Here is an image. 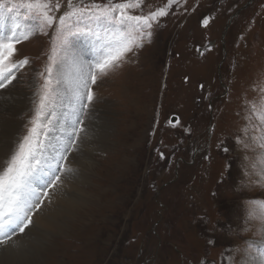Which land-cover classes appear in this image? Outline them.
<instances>
[{"label": "rangeland", "instance_id": "obj_1", "mask_svg": "<svg viewBox=\"0 0 264 264\" xmlns=\"http://www.w3.org/2000/svg\"><path fill=\"white\" fill-rule=\"evenodd\" d=\"M165 3L145 0V12ZM183 8L161 18L150 43L145 41L119 68L91 85L94 112L84 123L97 131L102 126L103 137L114 142L110 151L83 150L96 160L93 172H85L84 185L100 204L86 212L83 229L72 225L70 236L44 241L56 248L45 252L42 262L30 260L36 255L27 261L202 264L206 257L222 264V254L232 246L240 248L235 264L246 248L249 256L258 255L264 245L260 222L250 221L249 230L241 229L245 209L251 207L247 202L264 200V179L253 184L256 177L243 176L241 165L245 156L251 162L261 150H244L234 140L240 135L250 142L241 133L251 113L248 102L264 96V0H186ZM65 9L66 3L57 16ZM15 14L26 30L31 21L23 20L24 9ZM11 24L9 19L3 30ZM94 42L100 43L94 37L75 38L73 56L84 46V61L94 60ZM16 47L15 58L27 57L30 63L17 73L9 93L21 90L31 100L20 113L11 146L30 127L52 42L40 34ZM57 111L70 113L67 100ZM255 123V118L248 121V137L258 135ZM86 137L87 143L93 140L91 134Z\"/></svg>", "mask_w": 264, "mask_h": 264}, {"label": "snow or ice", "instance_id": "obj_2", "mask_svg": "<svg viewBox=\"0 0 264 264\" xmlns=\"http://www.w3.org/2000/svg\"><path fill=\"white\" fill-rule=\"evenodd\" d=\"M65 3V11L57 16ZM185 3L186 0H166L163 6H149L145 12V0H0V89H8L13 81H18L17 73L30 63L27 57L15 58L18 44L40 34L49 35L52 42L49 63L40 73L43 83L28 132L13 146L0 147V246L33 225L32 216L49 196L48 189H57L64 183L62 177L73 172L65 162L70 153L79 150L78 141L82 143V134L87 132L85 117L94 112V107L90 108L94 104L91 85L119 68L128 54L142 48L145 41L150 43L154 25L159 27L161 18L186 11ZM18 9H24V21H31L26 30L15 14ZM9 19L12 24L5 32L3 27ZM208 22L205 17L203 24ZM77 37H94L100 42L94 60L84 63L73 56L71 42ZM4 96L0 92V99ZM65 100L70 113L57 111ZM248 103L251 113L245 116L241 133L250 142L238 135L234 143L244 150H261L251 162L245 156L241 165L242 175L255 176L256 184L264 179V96ZM253 118L256 123L252 127L258 135L248 137V121ZM223 151L230 149L223 147ZM247 203L251 207L245 209L241 232L249 230L248 224L253 220L259 221L264 230V200ZM239 251V246L226 249L222 264H235ZM244 252L240 264H264V245L256 256H249L247 248ZM202 264L215 262L205 257Z\"/></svg>", "mask_w": 264, "mask_h": 264}, {"label": "bare ground", "instance_id": "obj_3", "mask_svg": "<svg viewBox=\"0 0 264 264\" xmlns=\"http://www.w3.org/2000/svg\"><path fill=\"white\" fill-rule=\"evenodd\" d=\"M84 51H86L84 46L78 47V52L75 57L77 61L86 63L83 57L87 52ZM9 87L11 88L13 85ZM9 87L3 91L5 96L0 101V142H2L0 147L3 145H12L10 137L17 133L19 129V121L21 120L20 113L22 109H24L23 111L28 110L27 108L31 100V95L27 92V94L23 93L21 90L14 89V92L9 93ZM87 130L90 131L86 132V135H82L85 138L87 134H91L93 140L89 141L88 143L84 140L82 143L78 141L80 144L79 150L70 153L68 161H66L67 164L73 169V172L64 175L62 178L64 183L59 185L57 189H48L49 196L45 198L40 210L33 214L32 220L35 224L33 223V225L25 229L23 233L17 232L16 235L12 236L7 245L0 246V264H37L31 262L30 260L42 262V260L45 258V252H52V250H55L56 248L55 246V248L52 247L50 243L43 245L44 241L50 240L51 237L58 238L70 236L69 234L73 227L72 225L80 226L79 228L83 229L84 224H86V212L91 208H97L99 206L100 203L95 196L96 194L94 195V193L90 191V188H88L89 186L86 187L84 185L85 181L87 180L83 178L86 171L93 172L94 167H96V160L94 155H91L90 151L83 150L87 147L88 149L92 148L97 151L101 147H104V149L107 151L112 148V144L114 142H112L111 138H108V136L103 137V131L105 134V130L102 126H100L98 131L94 127L90 128L87 126ZM81 147L82 150H80ZM69 176L72 177V180H68ZM49 200L51 203H49ZM80 231L81 230H79V233H81ZM76 239L78 240L77 236ZM50 246L52 249H50ZM30 255L31 257L32 255H36L38 258L33 257L30 259ZM28 258L30 259L29 261H27Z\"/></svg>", "mask_w": 264, "mask_h": 264}, {"label": "trees", "instance_id": "obj_4", "mask_svg": "<svg viewBox=\"0 0 264 264\" xmlns=\"http://www.w3.org/2000/svg\"><path fill=\"white\" fill-rule=\"evenodd\" d=\"M264 72V71H263ZM254 99V98H253Z\"/></svg>", "mask_w": 264, "mask_h": 264}]
</instances>
